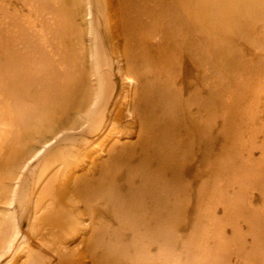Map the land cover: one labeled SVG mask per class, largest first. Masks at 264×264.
<instances>
[{"label": "bare ground", "instance_id": "obj_1", "mask_svg": "<svg viewBox=\"0 0 264 264\" xmlns=\"http://www.w3.org/2000/svg\"><path fill=\"white\" fill-rule=\"evenodd\" d=\"M23 3L0 0V264H205L211 233L232 264L227 227L264 229V0Z\"/></svg>", "mask_w": 264, "mask_h": 264}, {"label": "rangeland", "instance_id": "obj_2", "mask_svg": "<svg viewBox=\"0 0 264 264\" xmlns=\"http://www.w3.org/2000/svg\"><path fill=\"white\" fill-rule=\"evenodd\" d=\"M4 1V0H3ZM6 2H7V4H9V5H11V7L10 8H12L11 9V11H14V10H18V8H19V11H20V15H24L25 14V12H26V7H24V3H23V1L24 0H5ZM22 1V2H21ZM21 6H22V8H21ZM14 7H15V9H14ZM24 8V9H23ZM23 10V11H22ZM252 60H254V58H251ZM255 61V60H254ZM222 67V66H221ZM88 77V76H87ZM120 81V80H119ZM117 82H118V79H117ZM246 81H244V83H245ZM248 85V84H247ZM246 85V86H247ZM117 91H119L118 89H117ZM119 92H117V94H118ZM262 99V98H261ZM262 107V108H261ZM263 111H262V110ZM261 113L259 114V116H258V118L259 119H257L256 121L258 122V123H256V128H257V130H258V128H259V132H258V137H255V140L254 141H256L255 142V145L256 146H251V148L253 149V151H254V154L255 155H257L258 157H259V149H257V148H259L261 145H262V143H263V141H264V129L263 130H260V128L263 126V122H264V96H263V100H262V103H261V106H260V110H259ZM263 123V124H262ZM260 127H259V126ZM255 127V126H254ZM254 127H252V128H254ZM257 130H256V132H257ZM254 135H255V130H254ZM134 141H136V139L134 138ZM253 141V142H254ZM220 144H221V146H223L222 145V139H220ZM236 146H234V148H235ZM230 148H233V147H231L230 146ZM229 149V148H228ZM231 150V149H230ZM223 151V150H222ZM232 152V154H234V150H232L231 151ZM225 155V154H224ZM221 174H222V172H221ZM228 180V181H230V178H223V180ZM225 180V181H226ZM224 181V182H225ZM226 183H228V182H226ZM255 197H254V200H253V205H255V208H256V210H257V208H259L260 209V211H261V214H262V216L264 217V202H263V200H262V196L260 195V194H258V193H256L255 195H254ZM220 209H222V207L220 206L219 207ZM258 211V210H257ZM222 216H224V213L222 212V211H220V212H218V218L220 219V217H222ZM240 225H241V227H239L238 228V230L240 231V233H241V235H240V233L238 234V233H236V232H233V230L230 228V227H227L228 228V231H227V241H230L231 243V245L230 246H228L227 247V253H229L230 255H232V264H249V263H251V262H253L254 260H260V259H262L264 256H262V255H264V249L263 250H261L260 249V247H259V243L260 242H258V243H256V248H254V249H251V242H252V237H250L251 236V234H256L257 236H258V238L259 239H261V240H264V229L263 228H260V227H258V228H256V230L255 231H251L250 229H249V227L247 226V225H245L244 224V222H242L241 221V223H240ZM26 222L25 221H22V225H21V228L24 230V229H26ZM201 228H202V226H201ZM185 231V230H184ZM183 231V232H184ZM191 231H192V229H190V228H187L186 229V231H185V233H184V236H185V240H188L189 239V235H190V233H191ZM211 232H213V234L214 233H216V232H218V230H216V229H214V230H211ZM200 233V232H199ZM207 232H205V230H204V228H203V231H201V235L204 237V235L206 234ZM262 235H263V237H262ZM205 238H206V240H207V243H205V245H204V243H203V245H204V249H203V251L201 252V255H199V260L200 261H205V259H206V257H205V254H206V251L208 252V251H210V254H211V257L210 258H207L206 259V263L208 262V261H212L211 262V264H213L214 263V260H215V258H216V256H215V253H217V251L215 250V239L212 237V233L211 234H209V235H205ZM243 238H246L247 239V242H246V244H244L243 243ZM264 242V241H263ZM235 244V245H234ZM236 245H238V246H240V247H245V248H243L242 250H241V252L238 254L237 252H235V250H236ZM263 246H264V244H263ZM262 246V247H263ZM248 248H250L251 249V255H249L248 256V258H245V257H247V253H248V251H250V249L248 250ZM261 252V253H260ZM8 259H9V257L8 258H6V260H4L2 263L3 264H5L7 261H8ZM54 262V261H53ZM51 263V264H54V263ZM50 263H48V264H50ZM183 263H185V260L183 261ZM205 263V264H206ZM255 262H253L252 264H254ZM208 264V263H207ZM255 264H257V263H255Z\"/></svg>", "mask_w": 264, "mask_h": 264}]
</instances>
